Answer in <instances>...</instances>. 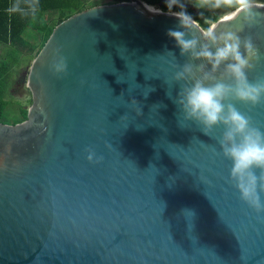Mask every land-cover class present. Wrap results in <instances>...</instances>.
<instances>
[{
  "label": "water",
  "instance_id": "95a60500",
  "mask_svg": "<svg viewBox=\"0 0 264 264\" xmlns=\"http://www.w3.org/2000/svg\"><path fill=\"white\" fill-rule=\"evenodd\" d=\"M256 4L252 22H216L217 35L252 39L251 81L264 77ZM169 29L184 30L142 0L54 29L26 72L27 118L0 122V264H264V212L230 180L224 126L207 135L176 102V63L205 61L181 55ZM60 56L66 73L53 68ZM233 103L264 131V104Z\"/></svg>",
  "mask_w": 264,
  "mask_h": 264
},
{
  "label": "clouds",
  "instance_id": "9594fccd",
  "mask_svg": "<svg viewBox=\"0 0 264 264\" xmlns=\"http://www.w3.org/2000/svg\"><path fill=\"white\" fill-rule=\"evenodd\" d=\"M166 3L170 14L179 19L180 27L184 29H169L168 36L174 38L181 55H190L193 61H205L199 65L188 62L182 67L176 63L179 70L175 73V80L184 82L176 102L181 106L184 120L195 121L207 135L216 127L224 126L218 142L223 156L232 162L230 180L244 202L257 213L264 212V199L261 197V192H264V131L253 126L251 118L233 103L264 104V77L251 81L248 76L254 68L253 58L259 59L258 50L250 37L242 38L236 31L217 35L216 23H211L206 30L201 29L204 40L201 43L195 34L199 21L185 10L181 0H166ZM174 6L181 10L172 12ZM195 6L231 9L221 18L223 21L243 14L248 22L255 19L254 9L262 7L255 0H197ZM38 7L39 0H14L9 12L35 15ZM189 34L191 38H188ZM208 65H211L210 70ZM53 68L58 73H66V59L60 56ZM224 77L230 82H226ZM94 156L95 153L90 151L88 159L92 160ZM254 168L261 170L259 176Z\"/></svg>",
  "mask_w": 264,
  "mask_h": 264
},
{
  "label": "trees",
  "instance_id": "16d2710c",
  "mask_svg": "<svg viewBox=\"0 0 264 264\" xmlns=\"http://www.w3.org/2000/svg\"><path fill=\"white\" fill-rule=\"evenodd\" d=\"M142 1L163 12H169L167 3L158 7L162 0ZM13 2L14 0H0V122L10 124L25 120L28 108L21 101L14 100L11 93L14 81L41 53L54 29L83 10L100 5L129 2V0H111L110 3L100 4H96L94 0H39L38 12L35 15L30 12L28 14L9 12ZM181 2L195 6L197 0H181ZM255 2L264 4V0H255ZM196 8L201 14L188 7H185V10L199 21L200 26L205 30L211 23H216L226 13L232 11ZM180 10L179 7L174 6L172 12ZM50 12H54L55 16L52 21H46V15ZM31 102V98L25 101L28 104Z\"/></svg>",
  "mask_w": 264,
  "mask_h": 264
},
{
  "label": "flooded vegetation",
  "instance_id": "af4514ba",
  "mask_svg": "<svg viewBox=\"0 0 264 264\" xmlns=\"http://www.w3.org/2000/svg\"><path fill=\"white\" fill-rule=\"evenodd\" d=\"M28 70V69H27ZM26 71H23L21 73V75H19L15 81L14 84L11 88V93L13 96H20V97H24L25 101L29 98H31V94L30 92L27 90L25 83H26Z\"/></svg>",
  "mask_w": 264,
  "mask_h": 264
},
{
  "label": "rangeland",
  "instance_id": "374dc122",
  "mask_svg": "<svg viewBox=\"0 0 264 264\" xmlns=\"http://www.w3.org/2000/svg\"><path fill=\"white\" fill-rule=\"evenodd\" d=\"M94 2H95L96 4H100V3H103V2H105V3H110L111 0H94ZM255 3H259V2H255ZM153 8L156 9V10H160V9H158V8L155 7V6H153ZM228 13H230V12H228ZM228 13H226V14H228ZM226 14H225V15H226ZM24 71H25V70H24ZM14 100L21 101L24 105H27V106L30 105V104H28V103H25V98H24V97H20V96H18V95L14 96Z\"/></svg>",
  "mask_w": 264,
  "mask_h": 264
},
{
  "label": "crops",
  "instance_id": "0c3cea01",
  "mask_svg": "<svg viewBox=\"0 0 264 264\" xmlns=\"http://www.w3.org/2000/svg\"><path fill=\"white\" fill-rule=\"evenodd\" d=\"M55 13L54 12H50L46 15V21H52V19L54 18Z\"/></svg>",
  "mask_w": 264,
  "mask_h": 264
}]
</instances>
